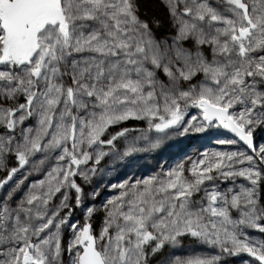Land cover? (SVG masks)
<instances>
[{
  "label": "snow or ice",
  "instance_id": "obj_1",
  "mask_svg": "<svg viewBox=\"0 0 264 264\" xmlns=\"http://www.w3.org/2000/svg\"><path fill=\"white\" fill-rule=\"evenodd\" d=\"M0 173V264H264V0H0Z\"/></svg>",
  "mask_w": 264,
  "mask_h": 264
},
{
  "label": "rangeland",
  "instance_id": "obj_2",
  "mask_svg": "<svg viewBox=\"0 0 264 264\" xmlns=\"http://www.w3.org/2000/svg\"><path fill=\"white\" fill-rule=\"evenodd\" d=\"M194 111V110H193ZM202 135V134H197ZM232 146L220 145L214 142H209L207 140H200L196 136H176L173 135L163 141L159 148L149 151L140 152L134 154L132 157L127 158L125 161L121 160H109L105 158L101 161V168H105L104 173H98L97 177L94 178V183H99L103 180V183L107 185L108 183H115L124 178L132 176L133 174L137 177L148 176L155 174L161 170H167L170 167H175L177 163H184L185 166H190L191 160L198 158L199 154L204 151H224L230 150ZM130 161V163H129ZM35 178V175L29 176L28 181L30 182ZM90 185H86V191L91 190ZM116 190L110 189L108 187H101L99 190V195L93 201L90 198L85 200V204H99L106 197L114 194ZM82 209H75L74 218H82ZM94 225L99 224L97 217L93 218ZM258 235V234H257ZM204 249L200 246L188 245L183 249L176 250V255L187 256L191 254H202ZM246 258V254H241V256L229 257L228 264H239L241 258Z\"/></svg>",
  "mask_w": 264,
  "mask_h": 264
},
{
  "label": "trees",
  "instance_id": "obj_3",
  "mask_svg": "<svg viewBox=\"0 0 264 264\" xmlns=\"http://www.w3.org/2000/svg\"><path fill=\"white\" fill-rule=\"evenodd\" d=\"M2 175H3V174L0 173V176H2ZM77 179H78V182H79V183H83L82 181L79 180V178H77ZM84 189H85V191H86V185H84ZM71 203L74 205V200H72ZM74 211H75V210H74ZM97 218H98V220H99V217H98V216H97Z\"/></svg>",
  "mask_w": 264,
  "mask_h": 264
}]
</instances>
